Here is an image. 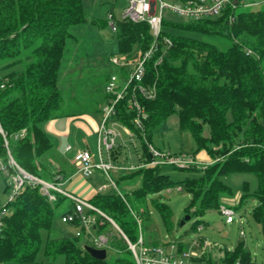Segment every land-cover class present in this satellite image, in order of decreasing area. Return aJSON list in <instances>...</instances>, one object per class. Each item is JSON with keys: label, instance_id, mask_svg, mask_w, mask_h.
Wrapping results in <instances>:
<instances>
[{"label": "trees", "instance_id": "1", "mask_svg": "<svg viewBox=\"0 0 264 264\" xmlns=\"http://www.w3.org/2000/svg\"><path fill=\"white\" fill-rule=\"evenodd\" d=\"M237 8L200 20H175L170 16L173 13H168L163 34L172 38L173 45L160 65L154 64L158 53L148 61L142 81L155 87L156 96L146 98L138 89L135 91L148 114L143 131L135 126V111L128 106L133 85L117 105L114 118L139 137L145 163L122 178L141 176L142 185L124 197L114 190L99 192L88 201L112 217L132 242L139 236V224L132 213L134 202L136 206L145 205L151 194L180 186L192 196L190 216L219 209L223 203L220 195L232 192L223 177L233 172L257 176L256 191L244 193L241 203L247 195L257 198L253 216L264 232V8ZM86 21L83 0H0V159L5 164L11 154L33 175L53 180L59 174L51 172L46 162L54 144L43 124L71 112L65 110L68 98L58 80L66 40L73 36L70 28ZM117 34L118 53L129 58L147 50L153 41L146 22L119 21ZM212 38L229 44L224 48ZM126 74L122 70V75ZM174 113L179 116L180 128L194 136L195 154L205 149L214 159L204 168H184L196 175L180 180L163 172L162 168L169 165L149 164L152 158L148 144L154 131ZM22 130L24 134L19 135ZM5 177L8 181V175ZM55 193L57 199L51 201L39 185L25 184L15 199L6 203L10 212L0 237V263L42 264L38 260L43 249L42 232L50 230L55 209L67 199ZM154 205L171 226L170 206L157 200ZM71 224L81 226L79 220ZM106 228L96 227V232ZM82 231L74 237H49L44 254L53 259L62 255L64 264H136L123 240L111 241L110 247L122 252L113 261L95 258L80 244L81 236L87 233L84 228ZM125 245L128 247L127 242ZM224 260L258 264L244 241L227 251Z\"/></svg>", "mask_w": 264, "mask_h": 264}, {"label": "rangeland", "instance_id": "2", "mask_svg": "<svg viewBox=\"0 0 264 264\" xmlns=\"http://www.w3.org/2000/svg\"><path fill=\"white\" fill-rule=\"evenodd\" d=\"M171 3L179 0H167ZM261 0H241L237 10L251 9L257 10L264 8V2L254 4ZM84 10L87 21L75 24L70 28L73 36L66 40L63 62L61 67L60 86L64 91L65 97L73 98L69 105L65 106L66 111H77L80 109L100 108L104 107V91L103 83L111 73H120L118 66L111 62V56L118 53V34L108 23V17L112 12L120 19L127 0H83ZM175 20H187L186 18L171 14ZM176 32V31H175ZM214 42L220 43L224 48L229 42L221 38H212ZM136 53L139 48L136 47ZM136 55V54H135ZM119 56H121L119 54ZM75 95V96H74ZM70 97V98H69ZM75 98V100H74ZM67 99V100H68ZM83 100V101H79ZM96 134L91 132L80 131L77 143L74 147L84 148L89 145L92 150L97 151ZM153 145L162 151H170L178 154L194 157L197 162H201L202 167L206 166L205 162L210 159V155L205 149L195 154L197 142L189 130L181 129L179 125V116L177 113L170 115L154 131ZM55 147L46 155V162L50 169L56 159ZM130 149V148H129ZM123 151V150H121ZM126 158L133 161L134 151H124ZM133 155V156H131ZM131 156V157H130ZM207 160H204V159ZM212 159V158H211ZM216 159H220V156ZM211 161H214L211 160ZM197 166V165H195ZM198 167V166H197ZM187 168V167H186ZM164 173L169 174L173 179L180 180L186 177L195 176L196 172L184 167L174 168L172 166H164ZM113 178L118 181L119 189L123 193H130L131 190L142 185V177L121 179L117 172H111ZM232 192H224L220 195L223 203L237 207V213L242 217V223L235 220L233 223H227L225 218L220 214L218 208H211L202 214L194 213L189 219L188 209L192 202V196L180 186L163 190L160 193L151 194L145 205H137L134 202V211L142 217L141 233L146 244L166 243L169 241L182 240L186 246L197 237H205L209 241L221 243L225 247L235 250L238 245L244 241L246 247L256 259L258 264H264V232L261 225L253 216L254 209L258 205V200L254 195H247L241 203V196L244 193H254L258 187L257 176L249 172H233L223 177ZM111 191V188L105 190L103 194ZM10 190L7 187L5 174L0 171V206L7 203ZM165 203L172 210V224L168 226L154 205V201ZM73 202L66 199L56 209L49 231L42 232L43 249L38 255V260L42 264H64L65 258L60 255L56 259L48 257L44 254V246L49 237L62 238L74 237L80 227L62 220L63 214L73 208ZM203 224L204 229L201 232L196 231V221ZM184 221V223H182ZM107 228L100 233L106 236L109 247H107V257L109 261H113L120 252L117 248L110 247L111 241H122L127 250L128 247L123 239L120 231L110 223L105 224ZM104 225V226H105ZM96 228H92L91 233H86L80 238V244L94 246V235L97 233ZM245 231V235L240 230ZM83 232V231H82ZM124 242V243H123ZM2 264V263H0ZM7 264H19L10 262Z\"/></svg>", "mask_w": 264, "mask_h": 264}, {"label": "built area", "instance_id": "3", "mask_svg": "<svg viewBox=\"0 0 264 264\" xmlns=\"http://www.w3.org/2000/svg\"><path fill=\"white\" fill-rule=\"evenodd\" d=\"M261 2H264V0L256 1L254 4H260ZM239 4V0L237 3L234 0H179L173 3L167 0H127V5L124 7L120 19L113 12L109 15L108 23L115 30L117 29V23L119 21L148 23L153 35V41L147 50L140 51L134 57L129 58L117 54L111 56V62L119 67L121 73H111L104 85V91L108 98L103 107V118L97 142L99 160L98 162L94 161V154L89 149L78 150L75 154V162L79 171L89 176L95 170H101L108 180L106 184L102 185V189H107L109 186H112L115 191L123 196L111 172L114 169L121 168L135 170L145 166V163H130V165L123 167L116 165L114 154H117V150L119 149L118 138L120 132L117 129V125L120 122L115 120L114 116L117 105L125 98L129 87L133 85L134 92L129 99L128 106L135 111L133 117L135 126L143 131L144 120L148 114L137 99L135 91L138 89L146 98L152 99L156 96L155 87L151 85L146 86L142 84V81L145 78L148 61L158 53V58L154 64L156 66L160 65L168 49L173 45L172 38L163 34V20L167 18L168 13L194 20L216 17L231 9L235 10ZM229 18L230 20L233 19L232 14L229 15ZM122 70L127 71V74L122 75ZM24 132L25 130H22L19 135L24 134ZM148 147L152 158L149 162L151 165H171L182 168L197 165L198 167H202L200 165L202 163L197 162L194 157L170 151H162L153 145V143H149ZM70 148L71 146L67 147V149ZM211 162H206L205 165L207 166ZM10 168H13L14 171L10 172ZM0 170L5 175H8L7 183L10 187L8 201L14 200L25 184L39 185L40 191L51 201L57 199L56 191L73 202L74 206L72 210L64 214L62 220L70 223L76 220L80 221V230L77 231L76 235L82 234V228L90 234L92 228L103 226L108 222L120 231L133 254L136 264H240L239 260L235 263H228L224 260L226 252L232 251V249L225 247L221 243L209 241L203 236L193 239L188 246L182 240L146 244L141 233L143 219L135 211H132V213L139 224V236L136 242H132L112 217L87 199L63 189L61 186L63 177L60 174H57L53 181L45 180L24 170L17 164L11 154L9 155L7 164L0 159ZM179 188L181 189V187ZM218 210L227 223H233L235 220L242 223V217L237 213L234 206L222 203ZM9 212L10 210L6 204L0 206V237L3 235L6 225L5 219ZM203 229V224H197V232H201ZM240 233L245 235L243 229L240 230ZM94 246L107 249L109 245L106 236L102 233H96L94 235Z\"/></svg>", "mask_w": 264, "mask_h": 264}, {"label": "crops", "instance_id": "4", "mask_svg": "<svg viewBox=\"0 0 264 264\" xmlns=\"http://www.w3.org/2000/svg\"><path fill=\"white\" fill-rule=\"evenodd\" d=\"M61 81V73L58 80V85L60 86ZM106 81V79H105ZM105 85V83H103ZM103 85V91H104ZM104 101L106 102V93L104 91ZM75 96V95H74ZM70 98V97H69ZM73 98L68 99L67 103L71 102ZM75 100V98H74ZM83 101V100H79ZM103 118V106L100 108L87 109L83 107V109L77 111H71L69 115L53 118L51 120H47L43 124V128L46 133L51 138L56 153V159L52 163L53 168L50 169L51 172L59 174L63 177L61 181V186L63 189L79 196L84 199L92 198L95 194L101 192L103 193L105 190L111 188V191H114L112 186H109L107 189H102V185L108 182L106 176L101 170H95L93 174L86 176L81 171L75 162V154L78 150L89 149L94 154V161L98 162L99 157L97 151L92 150L89 145L84 148L74 147L77 143V138L79 136L80 131L87 132L90 134L91 132L96 134V141L98 142L99 138V129ZM117 129L120 132V136L118 138L119 149L117 150V158L115 159L116 165L126 166L130 165L131 158H126V154L124 151L128 153L133 149V164H140L143 162V151L141 140L139 137L127 126L119 123L117 125ZM68 146H71L70 149H67ZM130 148V149H129ZM123 150V151H121ZM119 151V152H118ZM198 154V153H197ZM196 154V155H197ZM204 160H207L206 158ZM212 159H208L207 162H210ZM206 163V162H205ZM50 168V167H49ZM113 171L117 172L118 176H121V179L127 174H129L132 170L129 169H114ZM55 178V177H54ZM54 180V179H53ZM49 180V181H53ZM118 185V184H117ZM119 188V185H118ZM119 191L123 193L120 189ZM109 193V192H108ZM68 199V198H67ZM70 200V199H69ZM71 201V200H70ZM72 210V208H69ZM69 210H67L64 214H66ZM63 214V215H64ZM94 229V228H93ZM96 230V229H95Z\"/></svg>", "mask_w": 264, "mask_h": 264}, {"label": "water", "instance_id": "5", "mask_svg": "<svg viewBox=\"0 0 264 264\" xmlns=\"http://www.w3.org/2000/svg\"><path fill=\"white\" fill-rule=\"evenodd\" d=\"M235 3L238 2V0H234ZM195 208H192L191 211H194ZM190 218V214L186 216V219ZM184 223V221L182 222ZM85 249L95 258L98 259H106L107 257V249L106 248H97L95 246L91 245H85Z\"/></svg>", "mask_w": 264, "mask_h": 264}]
</instances>
